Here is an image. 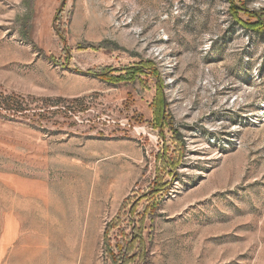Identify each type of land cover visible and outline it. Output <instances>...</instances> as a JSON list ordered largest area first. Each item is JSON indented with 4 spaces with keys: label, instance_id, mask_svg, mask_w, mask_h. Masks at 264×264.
<instances>
[{
    "label": "rangeland",
    "instance_id": "rangeland-1",
    "mask_svg": "<svg viewBox=\"0 0 264 264\" xmlns=\"http://www.w3.org/2000/svg\"><path fill=\"white\" fill-rule=\"evenodd\" d=\"M121 260L264 264V0H0V264Z\"/></svg>",
    "mask_w": 264,
    "mask_h": 264
},
{
    "label": "trees",
    "instance_id": "trees-1",
    "mask_svg": "<svg viewBox=\"0 0 264 264\" xmlns=\"http://www.w3.org/2000/svg\"><path fill=\"white\" fill-rule=\"evenodd\" d=\"M241 8H243V7H241ZM245 10H247V9H245ZM15 106H17V108H23L22 105L20 106L19 104H16ZM157 188H159V187H157ZM118 250L120 252L119 256L120 255L126 256L129 253V251L131 250V248H130V245H128V246L126 245V246H123V247L118 245ZM106 252H107V254L109 253V255L113 254L112 257L117 259V255H114V253H112V252H114L113 248L109 247V249H107ZM121 261L119 263L117 262L115 264H124V261H122V262Z\"/></svg>",
    "mask_w": 264,
    "mask_h": 264
}]
</instances>
